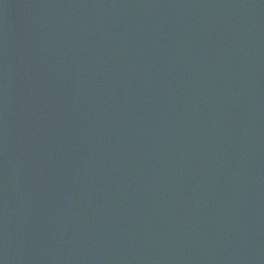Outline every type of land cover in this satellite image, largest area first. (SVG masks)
<instances>
[{
  "label": "water",
  "instance_id": "95a60500",
  "mask_svg": "<svg viewBox=\"0 0 264 264\" xmlns=\"http://www.w3.org/2000/svg\"><path fill=\"white\" fill-rule=\"evenodd\" d=\"M0 264H264V0H0Z\"/></svg>",
  "mask_w": 264,
  "mask_h": 264
}]
</instances>
